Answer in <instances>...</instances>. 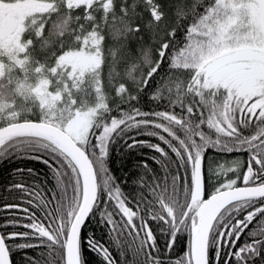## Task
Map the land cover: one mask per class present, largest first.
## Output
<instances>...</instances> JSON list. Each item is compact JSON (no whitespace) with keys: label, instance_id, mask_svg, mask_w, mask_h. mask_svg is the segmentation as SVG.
I'll use <instances>...</instances> for the list:
<instances>
[{"label":"snow or ice","instance_id":"6c2138e0","mask_svg":"<svg viewBox=\"0 0 264 264\" xmlns=\"http://www.w3.org/2000/svg\"><path fill=\"white\" fill-rule=\"evenodd\" d=\"M9 163L0 264H264V0H0Z\"/></svg>","mask_w":264,"mask_h":264},{"label":"trees","instance_id":"16d2710c","mask_svg":"<svg viewBox=\"0 0 264 264\" xmlns=\"http://www.w3.org/2000/svg\"><path fill=\"white\" fill-rule=\"evenodd\" d=\"M108 91H109V93H111L110 89ZM225 158L227 159V158H230V157H225ZM239 158L244 159L245 157H244L243 154H240ZM17 166H18V164H12V163L0 166V185L7 184L11 180V177L8 176L7 173L12 168H15ZM30 166L40 167L39 165H30ZM0 202H2V201H0ZM257 220H259V218H257ZM261 223H264V221H261ZM258 226L259 225L257 224V221H254L253 225H250V227H258ZM99 234H101V233H99ZM89 259H90V264H95V257L90 256Z\"/></svg>","mask_w":264,"mask_h":264},{"label":"flooded vegetation","instance_id":"af4514ba","mask_svg":"<svg viewBox=\"0 0 264 264\" xmlns=\"http://www.w3.org/2000/svg\"><path fill=\"white\" fill-rule=\"evenodd\" d=\"M98 235H102V233L101 234L98 233Z\"/></svg>","mask_w":264,"mask_h":264}]
</instances>
